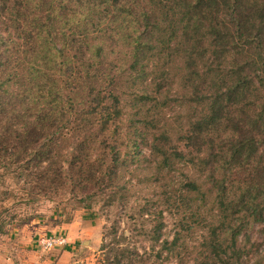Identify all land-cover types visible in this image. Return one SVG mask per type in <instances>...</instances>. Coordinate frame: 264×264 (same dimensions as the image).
<instances>
[{
  "label": "trees",
  "instance_id": "obj_1",
  "mask_svg": "<svg viewBox=\"0 0 264 264\" xmlns=\"http://www.w3.org/2000/svg\"><path fill=\"white\" fill-rule=\"evenodd\" d=\"M141 145L157 179L185 165L210 184L186 183L217 206L202 264H244L240 236L264 233V0H0V170L28 192L120 189Z\"/></svg>",
  "mask_w": 264,
  "mask_h": 264
},
{
  "label": "rangeland",
  "instance_id": "obj_2",
  "mask_svg": "<svg viewBox=\"0 0 264 264\" xmlns=\"http://www.w3.org/2000/svg\"><path fill=\"white\" fill-rule=\"evenodd\" d=\"M113 56L118 58V67L128 68L131 59L127 50L120 53L117 48ZM178 108L174 102L169 103L164 119L173 124ZM182 111L183 128L187 129L190 112L187 106ZM125 113L124 136L131 118L126 109ZM128 141L125 137V144ZM130 145L129 150L133 149ZM67 147L63 150L66 167V157L71 158L66 156ZM138 151L139 161L125 166L120 173V189L111 184H88L86 189L80 185L74 191L66 185L61 191L45 194L39 189L28 192L25 178L0 170V264H107L108 257L114 264L118 259L122 264H202L211 252L208 224L217 206L211 193L205 201L197 192L187 193L186 183L196 178L203 191H209L210 184L185 165H178L157 179L149 148L141 145ZM97 155H91L93 161ZM160 222L161 240L154 242L152 237ZM261 228L254 225L247 232L248 238L240 236L243 253H247L244 264H257L259 256L264 255ZM44 236L64 237L67 243L44 250L38 245ZM176 238L175 249H163L164 241L173 242ZM126 248L130 250L129 257L121 258L119 249Z\"/></svg>",
  "mask_w": 264,
  "mask_h": 264
},
{
  "label": "built area",
  "instance_id": "obj_3",
  "mask_svg": "<svg viewBox=\"0 0 264 264\" xmlns=\"http://www.w3.org/2000/svg\"><path fill=\"white\" fill-rule=\"evenodd\" d=\"M67 243L66 238H59L56 236H51V237H41L38 240V245L41 246L44 250L51 249L55 246H61Z\"/></svg>",
  "mask_w": 264,
  "mask_h": 264
},
{
  "label": "crops",
  "instance_id": "obj_4",
  "mask_svg": "<svg viewBox=\"0 0 264 264\" xmlns=\"http://www.w3.org/2000/svg\"><path fill=\"white\" fill-rule=\"evenodd\" d=\"M39 258V257H38ZM36 260H38V259H36Z\"/></svg>",
  "mask_w": 264,
  "mask_h": 264
}]
</instances>
